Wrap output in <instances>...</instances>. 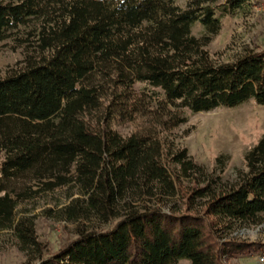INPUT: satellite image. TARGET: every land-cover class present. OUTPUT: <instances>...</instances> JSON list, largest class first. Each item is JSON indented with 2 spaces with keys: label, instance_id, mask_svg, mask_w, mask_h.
<instances>
[{
  "label": "trees",
  "instance_id": "16d2710c",
  "mask_svg": "<svg viewBox=\"0 0 264 264\" xmlns=\"http://www.w3.org/2000/svg\"><path fill=\"white\" fill-rule=\"evenodd\" d=\"M242 1L188 0L180 8L173 0H0V40L29 19L37 23L22 66L0 77V231L11 230L21 249L36 247L16 207L77 185L85 216L117 220L105 230L79 229L39 264H225L264 250V242L218 234L222 222L264 217V133L244 153L237 182L213 187L185 148L108 125L138 111L136 82L151 87L158 107L264 104V47H244L221 63L205 49L220 15ZM175 196L181 209L160 207ZM196 198L204 200L194 208Z\"/></svg>",
  "mask_w": 264,
  "mask_h": 264
},
{
  "label": "rangeland",
  "instance_id": "374dc122",
  "mask_svg": "<svg viewBox=\"0 0 264 264\" xmlns=\"http://www.w3.org/2000/svg\"><path fill=\"white\" fill-rule=\"evenodd\" d=\"M187 1L173 0V3L183 8ZM36 28L37 23L29 19L0 40V77L22 66L25 52L31 51L26 44H30V34ZM201 32L198 24L191 27L194 35L199 36ZM244 47H264V0H243L231 14L220 15L219 28L205 49L215 62L221 63L232 60ZM150 90L144 83H134L131 102L138 111L128 119L117 115L108 119L109 127L121 136L149 133L174 148H185L188 156L215 180L211 183L213 187L237 182L245 171L244 153L264 133V104L248 100L234 108L190 112L176 104L158 107L149 96ZM181 118L184 121L178 122ZM89 121L95 123V119L89 118ZM217 156L222 158L219 162L215 161ZM185 183L190 184L187 180ZM83 198L77 185H68L19 203L16 217H23L32 225L38 243L36 247L21 249L11 230L0 231V264H39L75 238L79 229L105 230L117 220L112 217L99 223L94 217L85 216L80 210ZM203 200L196 198L193 207L197 208ZM182 204L183 200L175 196L160 207L179 210ZM218 228V234L224 239L264 242V217L256 222H222ZM262 252L239 254L228 258L225 264H264L258 257ZM177 264L188 263L180 260Z\"/></svg>",
  "mask_w": 264,
  "mask_h": 264
},
{
  "label": "built area",
  "instance_id": "2783aa9c",
  "mask_svg": "<svg viewBox=\"0 0 264 264\" xmlns=\"http://www.w3.org/2000/svg\"><path fill=\"white\" fill-rule=\"evenodd\" d=\"M259 260L264 263V252L258 254Z\"/></svg>",
  "mask_w": 264,
  "mask_h": 264
}]
</instances>
